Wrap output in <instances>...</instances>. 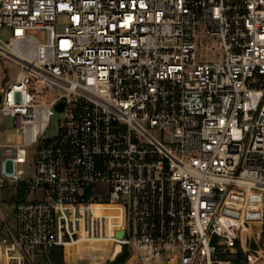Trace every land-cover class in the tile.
Returning <instances> with one entry per match:
<instances>
[{
    "label": "built area",
    "instance_id": "1",
    "mask_svg": "<svg viewBox=\"0 0 264 264\" xmlns=\"http://www.w3.org/2000/svg\"><path fill=\"white\" fill-rule=\"evenodd\" d=\"M2 28L0 264L102 236L141 264H264V0H0Z\"/></svg>",
    "mask_w": 264,
    "mask_h": 264
},
{
    "label": "rangeland",
    "instance_id": "2",
    "mask_svg": "<svg viewBox=\"0 0 264 264\" xmlns=\"http://www.w3.org/2000/svg\"><path fill=\"white\" fill-rule=\"evenodd\" d=\"M60 23H64V21L61 20ZM29 33L41 41L45 40V34L42 31L39 32L31 31ZM11 37H12V29L10 28L0 29V39L3 42H8L11 39ZM6 66L9 68V72L14 76V74L17 72V68L10 62L6 63ZM60 119H61L60 114H56L55 117L52 119L51 128L48 133L49 136H53L56 133ZM1 140L5 144L22 143L23 140L22 135L17 134L15 132V130L12 127V120L10 118L4 120V128H3ZM35 163H36V152L35 150H30L29 164H28V170L30 172V175H33ZM8 170H11L10 164L8 165ZM13 196H14L13 192H7L3 196V199L5 202H10L11 198L13 199ZM105 208L109 209L111 212L118 211L117 207H112V208L105 207ZM93 212H94V217H99L103 215L100 212H95V211ZM9 213L11 215V221H12L13 211H10ZM249 218L252 223V229L253 230H257V228L259 229V224H258L259 220H258L257 212H253L249 214ZM12 226H14V223ZM89 231L90 234L93 231L91 225ZM86 237L87 236H85V238ZM84 241L86 240H81L79 242L66 246L65 249L68 254L64 249V262L62 264H112L123 251V248L121 249L120 246L113 244L105 236H102V238H100V240L98 241L96 240H88L89 242H84ZM127 250L130 253V256L125 264H141L138 261V259L134 256V251L128 248ZM35 264H61V263L59 262V260L53 261L39 257V258H35ZM142 264H147V263H142ZM149 264H162V263L156 261L154 263H149Z\"/></svg>",
    "mask_w": 264,
    "mask_h": 264
},
{
    "label": "trees",
    "instance_id": "3",
    "mask_svg": "<svg viewBox=\"0 0 264 264\" xmlns=\"http://www.w3.org/2000/svg\"><path fill=\"white\" fill-rule=\"evenodd\" d=\"M25 192H21L19 197H23ZM263 238H264V231H263ZM130 253L128 252L127 248L124 247L122 253L116 258V260L112 264H125L129 259ZM48 260H59L62 264L64 262V251L62 248H54L51 251L50 258Z\"/></svg>",
    "mask_w": 264,
    "mask_h": 264
},
{
    "label": "water",
    "instance_id": "4",
    "mask_svg": "<svg viewBox=\"0 0 264 264\" xmlns=\"http://www.w3.org/2000/svg\"><path fill=\"white\" fill-rule=\"evenodd\" d=\"M58 108H59L60 111H62V109H63L62 105H60ZM117 236H118V237H121V236H122V233H118ZM263 245H264V244H263Z\"/></svg>",
    "mask_w": 264,
    "mask_h": 264
},
{
    "label": "crops",
    "instance_id": "5",
    "mask_svg": "<svg viewBox=\"0 0 264 264\" xmlns=\"http://www.w3.org/2000/svg\"><path fill=\"white\" fill-rule=\"evenodd\" d=\"M65 251H66V249H65ZM66 253H67V251H66ZM68 254V253H67Z\"/></svg>",
    "mask_w": 264,
    "mask_h": 264
}]
</instances>
